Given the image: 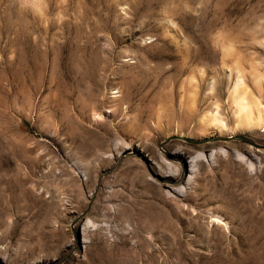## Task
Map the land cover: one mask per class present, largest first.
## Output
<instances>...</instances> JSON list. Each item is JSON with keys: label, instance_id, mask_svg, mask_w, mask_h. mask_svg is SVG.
<instances>
[{"label": "rangeland", "instance_id": "rangeland-1", "mask_svg": "<svg viewBox=\"0 0 264 264\" xmlns=\"http://www.w3.org/2000/svg\"><path fill=\"white\" fill-rule=\"evenodd\" d=\"M235 68L262 107L264 0H0V264H264V149L170 138L264 144Z\"/></svg>", "mask_w": 264, "mask_h": 264}, {"label": "bare ground", "instance_id": "bare-ground-1", "mask_svg": "<svg viewBox=\"0 0 264 264\" xmlns=\"http://www.w3.org/2000/svg\"><path fill=\"white\" fill-rule=\"evenodd\" d=\"M185 59V58H184ZM235 78L233 79L230 87L227 89L228 90V96H227V105H228V109L229 112L233 118V122H235L236 127H242V128H250L251 126L254 127V125L257 126H264V105L262 107L258 106V102L256 103L257 105L251 103V96L248 97L247 95V90H245L241 81V71L239 70V68H235ZM199 76V78L202 81H206L207 78L204 76V71L202 68H199V73L197 74ZM193 78L190 77V81ZM188 82V83H189ZM190 84V83H189ZM188 87V85H186ZM187 87L181 90V94L179 95V98H183L185 94H187L186 97H184V99H182V103L184 101V104L188 107L191 106V104L193 105V97L191 98L190 93L191 91L188 90ZM196 94V93H195ZM192 96V95H191ZM180 102V101H179ZM196 102V101H195ZM191 103V104H190ZM205 112V111H204ZM201 127H203V129L205 131H207V128L209 126L215 127L218 131L220 132H224L226 130V124L224 123L222 117H220L219 113L217 112V110L214 111H207L201 120ZM217 149H211L207 156L208 157H212L214 155V153L216 152ZM173 155H175L176 157H179V152L178 150H175L174 152H172ZM191 159L189 160V166L190 169L194 170L195 166H196V161H197V155L191 156ZM159 174V173H158ZM165 176V175H163ZM190 178V177H189ZM189 178L187 179L186 182H188ZM164 181H170L169 178H165ZM189 183V182H188ZM174 189V188H173ZM87 222H85L86 224ZM85 227V226H84Z\"/></svg>", "mask_w": 264, "mask_h": 264}, {"label": "water", "instance_id": "water-1", "mask_svg": "<svg viewBox=\"0 0 264 264\" xmlns=\"http://www.w3.org/2000/svg\"><path fill=\"white\" fill-rule=\"evenodd\" d=\"M180 138L182 140H185L189 143H193V144H197V143H203V142H206V141H211V140H230V139H237V140H240V141H243L249 145H251L253 148L255 149H264V144H260V143H257L255 142L254 140H252L251 138H248L244 135H240V134H231V135H228V136H216V137H208V138H197V139H194V138H188V137H184L180 134H176V135H173V136H170V138ZM169 138L165 139V141H167Z\"/></svg>", "mask_w": 264, "mask_h": 264}]
</instances>
